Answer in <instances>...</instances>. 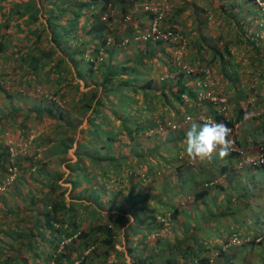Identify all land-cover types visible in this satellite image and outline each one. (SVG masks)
<instances>
[{"label": "trees", "instance_id": "obj_1", "mask_svg": "<svg viewBox=\"0 0 264 264\" xmlns=\"http://www.w3.org/2000/svg\"><path fill=\"white\" fill-rule=\"evenodd\" d=\"M151 1L0 0V133L17 125L29 138L31 118L52 128L18 156L0 139V187L3 174L35 182L0 203V264H131L119 243L133 264H264V162L248 157L264 155V10L256 0ZM210 13L225 32L217 41L203 32ZM11 20L14 32H2ZM8 64L33 93L6 87ZM210 80L224 102L205 97ZM248 98L249 116L239 104ZM206 118L232 130L233 147L193 161L186 132Z\"/></svg>", "mask_w": 264, "mask_h": 264}, {"label": "rangeland", "instance_id": "obj_2", "mask_svg": "<svg viewBox=\"0 0 264 264\" xmlns=\"http://www.w3.org/2000/svg\"><path fill=\"white\" fill-rule=\"evenodd\" d=\"M11 1V2H10ZM18 1V0H17ZM247 1V0H246ZM8 2H10V6L13 4V2H12V0H8ZM159 1L158 0H153V1H151V4H156V3H158ZM256 2L258 3L257 5H256V7H257V9H261V10H264V2L263 1H261L262 3H260L258 0H256ZM167 3V5L169 6V8H168V10H167V13H172L173 12V8H175L176 6H177V2H175V1H173V2H169L168 3V1L166 2ZM249 3L248 2H246L245 4H244V6H247ZM137 5H140V4H137ZM149 6V5H148ZM137 7V6H136ZM140 8H136V10H134V11H136V16L138 15V14H140L141 13V10H139ZM115 13H117V10H118V7H116L115 9ZM113 10V11H114ZM132 13V12H131ZM169 14V15H170ZM131 15V14H130ZM186 15H188V13L186 14ZM207 15V12H206V8H203V11H202V17L204 18L205 16ZM214 16H213V14L212 13H210V19H208V22H207V26L206 27H203V32L206 34H208L210 37H212V39H216V41L218 40L217 38L218 37H220V35H222V34H225V32L223 31V30H221V29H219L218 28V26H217V24H216V22L214 21ZM127 20V19H126ZM127 21H129V20H127ZM188 21L189 22H191V19H190V17L188 16ZM264 23V22H263ZM149 25L151 24V22H149L148 23ZM154 26V28H153V31L155 30L156 32L158 31V28H157V26H155V24L153 25ZM168 26V25H167ZM166 26V27H167ZM183 26H185V29L186 30H188L190 27H191V25H183ZM16 24H15V20H11L10 22H9V28H3L2 30V32H14V30L16 29ZM149 27V26H148ZM206 34V35H207ZM145 35H146V33H145ZM126 43H127V47L128 48H130V49H132V50H134V48H135V41L134 40H131V41H128V39H127V41H125ZM46 44V43H45ZM44 44V45H45ZM221 45V44H220ZM13 49V48H12ZM13 51V50H12ZM1 53V52H0ZM175 55H177V57L174 59V62H177V63H179L180 62V53H175ZM194 55H195V52H194ZM173 56V55H172ZM190 56V55H189ZM174 57V56H173ZM2 63H6L5 61H3V57L2 56H0V73H2V67L4 66H1V64ZM198 63H199V61H196V62H194V68L195 69H199V67H198ZM218 62L216 63V64H214V68H211L212 70V73H214V76H216L217 75V71H216V69L219 67L218 66ZM202 67H201V69L202 68H206V67H209V66H207L208 65V63L206 62V61H202L201 62V64H200ZM160 67H161V65H160ZM4 70L8 73V75H10V78L7 80V82H6V87H12L13 89H21V88H24L25 89V91H29V92H31V93H33L34 91H35V89L33 88V87H30V86H27V85H25V84H19V82H17V78L19 77V74H17V72H15L14 71V67L12 68L11 67V65L10 64H8L5 68H4ZM207 70H210V69H207ZM16 74V75H15ZM152 75H154L156 78H155V80L157 81V82H159L160 81V79L163 77V73H158L157 71L156 72H153V74ZM80 81V88L82 89V90H88V89H90V88H92L93 87V84H90L89 86H87L86 85V82L84 81V80H79ZM222 85V83H219L218 84V86H221ZM250 102H252V100L251 99H244V100H242V101H239V104L241 105H243V107L244 108H248V114H247V116H249V110H250V107H249V105L251 104ZM72 104H70V105H67V108L68 109H71V108H73V106H71ZM233 106L232 105H230V110H229V112L227 113L229 116H234V112H233ZM259 112H260V110L259 109H257L253 114L254 115H258L259 114ZM200 117V116H199ZM246 119H247V117H246ZM245 119V120H246ZM245 120L244 121H242V122H240V123H237V125H236V131L239 133V134H241V132H242V129H241V126L245 123ZM174 122L172 121V124H173ZM14 129L15 130H13L12 128H6V131L4 132V133H0V139L2 140V141H4L6 144H8V145H10V147H9V150L8 151H10V154H11V157L12 156H18V155H21V153L23 154V153H25V152H28V153H32L33 151H35L36 149H37V147H36V145H34V144H32V142H33V140L34 139H36L37 137H40L41 135H42V133H43V135L45 136V135H49L51 132H52V128H51V125L49 124V122H48V118L47 117H43L42 119H36V118H31L29 121H28V130L27 131H29L30 132V136H29V138H27V136L26 135H23L22 134V131H21V129H19L18 128V126L17 125H15L14 126ZM163 128H160V130H162ZM159 130V131H160ZM161 132V131H160ZM164 133H167V130H165L164 131ZM162 135H164L163 133H162ZM56 138H58V137H56ZM263 139H264V137H262ZM262 140H260L259 142H261ZM264 141V140H263ZM52 142L53 141H51L50 143H48V145L42 150V152L38 155V157L39 158H43L44 156H45V154H44V152H47L51 147H52ZM263 144H264V142H263ZM77 146V144H75L74 145V147H72L70 150H69V154L71 155V156H73L74 157V159L76 158V156H75V153H74V150H75V147ZM18 154V155H17ZM257 156V154H254V157H256ZM57 158L56 159H53V162H52V160H51V162H52V165L50 166V168H53V169H55L56 167H54L53 166V164H54V162L57 160V161H59V160H61V158L59 157V156H56ZM62 168L63 169H65L67 172H68V168L66 167V162H62ZM67 172H66V174H65V176H64V178L63 179H61V181L63 182L64 181V179H65V177H66V175H67ZM19 174L21 175V173L19 172ZM15 175H16V173H14V174H12V175H10V174H3V183L4 184H2V186L0 187V198H3V199H1L0 200V203L1 202H4L5 200L7 201V202H9V203H11V202H13L14 200H15V187L17 186V185H20V187L22 188V189H24L25 188V185H27L28 183H30V182H32V183H35L34 182V180L33 179H31V178H29V176H28V178H27V180H23V181H18V182H16V180L15 181H13V179L15 178ZM30 180V181H29ZM220 180H222V178L220 179ZM64 185L65 186H68V187H71V183H69V182H64ZM6 193V194H5ZM68 195V194H67ZM182 195H178L177 197H176V199L178 200V199H180V197H181ZM189 197H191V196H189ZM123 235V233H120V237ZM123 242H125V239H123ZM117 247L119 248V249H122L123 251H124V253H125V256H126V259H127V261L129 262V263H131V264H133V262H132V258H131V256L129 255V253H128V251H127V249L125 248V246H124V243H119L118 245H117ZM216 256V255H215ZM247 263V262H246ZM245 263V264H246Z\"/></svg>", "mask_w": 264, "mask_h": 264}, {"label": "clouds", "instance_id": "obj_3", "mask_svg": "<svg viewBox=\"0 0 264 264\" xmlns=\"http://www.w3.org/2000/svg\"><path fill=\"white\" fill-rule=\"evenodd\" d=\"M258 1L262 3L260 0ZM130 19L131 16L128 17V20ZM149 27L147 30H145L146 35L155 34L156 32L153 31L154 26L152 27L151 31ZM142 37L146 36L142 35ZM196 70L197 69H195V71ZM206 73L207 75L212 74L210 70H207ZM210 85L212 89L210 92L205 94V97L214 102L217 100L224 102V97L212 95V93L215 91L214 81L210 80ZM227 107L228 106L222 104L220 108L227 114L230 110L229 107L227 111ZM187 119H189V116ZM188 121L189 120H187V122ZM231 131L232 130L225 123L216 122L209 118H206L202 124L193 123L186 132V138L183 142L185 145L184 152L187 157L193 161L199 160L203 162L205 160H210L217 150L219 151V156L224 158L230 154L233 147L232 140L230 139ZM248 157L253 160V162H257V160L264 162V155H262V153H257L256 157H254V155H248ZM233 241L236 243L240 242V240L236 239V237Z\"/></svg>", "mask_w": 264, "mask_h": 264}, {"label": "built area", "instance_id": "obj_4", "mask_svg": "<svg viewBox=\"0 0 264 264\" xmlns=\"http://www.w3.org/2000/svg\"><path fill=\"white\" fill-rule=\"evenodd\" d=\"M154 32H156L155 30H154ZM167 35H169V34H167ZM13 168H11V170H12Z\"/></svg>", "mask_w": 264, "mask_h": 264}]
</instances>
